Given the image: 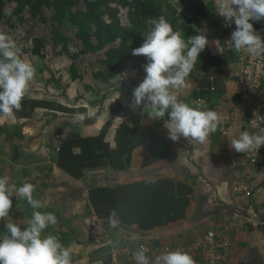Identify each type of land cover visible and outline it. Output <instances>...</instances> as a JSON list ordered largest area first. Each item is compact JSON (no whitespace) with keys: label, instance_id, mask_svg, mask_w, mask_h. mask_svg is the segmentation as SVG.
Listing matches in <instances>:
<instances>
[{"label":"crops","instance_id":"1","mask_svg":"<svg viewBox=\"0 0 264 264\" xmlns=\"http://www.w3.org/2000/svg\"><path fill=\"white\" fill-rule=\"evenodd\" d=\"M195 1L197 5L193 7L195 3L189 0H178L180 6L183 8L187 6L182 12L177 10L187 20V30L182 34L187 39L204 31L209 43L200 53L188 78L189 87L182 89L179 97L189 104L203 100L208 109L222 115L228 114L240 99L232 74L241 68L245 52L237 54L232 50L231 45L226 43L231 39L236 26L234 22L226 25L224 18L215 14L216 0ZM188 20H193L195 25ZM250 22L253 23L256 32L264 35V20ZM41 53V57L47 61L48 69L35 67L39 78L35 76L31 82L30 93L25 98L54 101L56 104L76 110L69 114L34 107L21 118L13 119L19 125L12 130H21L17 132L21 137L18 139L13 137L9 140L11 142L7 143L20 148L25 146L32 154L36 149L43 150L45 155L50 154L54 175L45 179V182L50 183L48 186L51 187L50 198H52L43 204L44 207L40 211L52 212L59 216L60 206L52 209L47 207L52 201L55 202L57 195L60 196L58 199H64L61 203L65 204L66 208L60 209H67L68 219L60 231L67 239L78 225L91 224L95 227L93 236H101L103 239L101 244L107 245L101 248L108 251L107 263L115 264L117 259L111 256L110 251L114 250L117 244H112V241H118L120 246L143 244L185 247L207 230L237 220L243 223V228L232 235L229 256L225 264H264V153L259 167L252 169L247 164L244 153H238L230 147L232 139L238 138L242 131H247L244 115L231 124L222 121V131L218 130L211 134L208 141L203 144L187 141L184 138L172 141L164 127V121L151 119L147 106L144 109L137 108L135 111L130 107L133 89L146 75L141 67L142 64L147 63L146 58L141 60L142 64L135 60L121 74L108 79L106 83L95 79L92 75V80L90 79L92 83L88 89L93 93L84 95L80 89L81 85H77L76 90L73 89L76 79L72 83L68 81V83L64 82L65 85L61 84L59 78H56L57 74L51 69V61L47 54L45 51ZM124 73H127L125 79L122 75ZM50 76L53 78L51 79ZM48 77L50 81L45 83L44 80ZM58 87L61 88V93H58L61 96L56 95L59 91ZM75 96L76 98L73 99ZM113 101H117L120 105L116 110L118 116L113 114ZM122 108L127 109V114H120ZM256 109L264 113V91L257 101ZM76 112L94 117L84 124L85 126L80 125L73 122V114ZM4 119L0 116V123ZM105 123L108 125V131L104 141L112 150L116 147L115 137L120 124L134 128L155 123L157 127H154V131L161 143L157 146L152 141H146L135 148L126 171L115 172L99 167L86 171L83 178L76 180L55 165L56 148L62 140L72 134L80 137L94 136ZM0 130H4V126H1ZM164 146L167 150L165 158L158 159L146 167L142 166L144 160L148 159L153 151L160 156ZM246 174H250V179H245ZM134 182L154 184L160 192V196L155 197V200H158L157 205L144 210L140 220L153 213L163 215L162 222L151 226L147 224L149 228L145 229L137 227L136 224L130 226L120 224L118 229L107 228L110 225L109 219H98L89 207V189L97 185L112 186ZM239 183L247 184L251 193L249 197L246 198L243 193L235 190V186ZM249 203L254 207L253 213L247 211ZM85 211L90 213L89 217H84ZM70 215L75 217L69 218ZM142 222L144 223L143 219ZM109 235L114 237L110 238ZM97 249L94 251L96 254L92 255L94 259L97 258ZM120 258L118 264H135L134 260L123 256Z\"/></svg>","mask_w":264,"mask_h":264},{"label":"clouds","instance_id":"2","mask_svg":"<svg viewBox=\"0 0 264 264\" xmlns=\"http://www.w3.org/2000/svg\"><path fill=\"white\" fill-rule=\"evenodd\" d=\"M215 14L224 18L226 25L235 24L231 39L226 42L240 54L251 57L264 56V38L256 32L250 21L264 20V0H216ZM151 27L144 33L141 46L132 49V55L144 56L146 73L142 82L133 89L130 107L150 110L153 120H163L172 141L181 138L205 143L211 134L222 131V117L208 109L203 100L192 104L180 99L182 89L189 87L188 78L199 55L208 45V37L201 31L185 39L174 30L164 16L149 21ZM35 67L25 60L22 50L7 33L0 31V116L9 120L22 109V101L30 93L35 78ZM124 79L127 73L122 74ZM167 117V119H165ZM87 114H73L74 123H84ZM264 146V128L257 133L242 131L232 139L230 147L238 153L258 152ZM35 185L25 182L17 186L9 176H0V221L4 222L6 234L0 236V264H72L68 248L54 234L45 235L50 225L57 223L52 212H42V201L34 196ZM13 197L26 201L33 209L23 225L7 218L13 208ZM110 227L118 229L120 220L116 210L109 215ZM145 245L132 251L135 264H195L187 252L168 250L150 257Z\"/></svg>","mask_w":264,"mask_h":264},{"label":"trees","instance_id":"3","mask_svg":"<svg viewBox=\"0 0 264 264\" xmlns=\"http://www.w3.org/2000/svg\"><path fill=\"white\" fill-rule=\"evenodd\" d=\"M3 3L12 4L14 6L13 14L16 15L26 8L35 13L39 5L51 7L54 11L52 18L59 26H62V21L67 20L75 28V38L86 45H92L89 53L103 52L102 61L99 62L102 69L93 73V77L101 82L121 74L136 60L137 56L132 55V49L141 46L144 42L143 34L151 27L149 24L151 19L164 16L174 30L181 33L187 30V20L182 17V14L173 9L166 11L161 4L150 0H0V19ZM195 5L197 4L195 3L193 7ZM121 10H125V25L120 20ZM198 10H200L199 7ZM188 21L195 25L193 20ZM92 26L94 28L91 31ZM60 40L61 37L57 35L53 38L54 43ZM30 43L29 53L41 56V52L44 51V40L33 38ZM111 44H116V46L106 50L105 47ZM69 72L74 73L73 62ZM50 78L53 77L50 76ZM50 78L45 79V83H48ZM75 78L73 76V79ZM112 104L113 114L117 115L116 110L120 105L117 101H113ZM34 107H43L69 114L76 110L56 104L54 101L24 98L22 109L15 113V118H21L26 112L32 111ZM126 110L122 108L120 114H127ZM154 127H157L155 123L134 128L120 124L115 137L116 147L113 150L104 141L108 131L106 123L94 136L80 137L72 134L62 140L57 147L55 165L76 180L83 178L86 171L99 167L115 172L126 171L130 166L131 153L135 148L146 141H152L157 146L161 143ZM166 156L167 150L164 146L160 156L156 154V151H153L149 158L144 160L142 166L146 167ZM158 195L160 196V192L154 184L134 182L112 186L97 185L89 189L88 200L90 209L98 219H108L110 213L116 210L120 224L126 226L136 224L137 227L145 229L149 228L147 224L150 226L159 224L164 218L161 214L154 215L152 213L150 216L142 217L144 223L142 219L140 220L144 210L157 205L158 200H155V197ZM5 234L4 222L0 221V236ZM107 262L108 260H105L103 264H109Z\"/></svg>","mask_w":264,"mask_h":264},{"label":"rangeland","instance_id":"4","mask_svg":"<svg viewBox=\"0 0 264 264\" xmlns=\"http://www.w3.org/2000/svg\"><path fill=\"white\" fill-rule=\"evenodd\" d=\"M150 1L161 4L163 9L166 11L167 9H173L182 12V9L184 10L187 8V6H185V8L180 6L178 0ZM189 1L193 4L196 2L195 0ZM13 8L14 6L12 4L3 3V7L1 8L2 16L0 19V31L7 33L15 40L17 45L22 50L23 58H26V60L36 67V69L40 67L44 69L47 67V61H44L43 57H41L42 55L33 56L29 53V49L31 47L30 41L33 38L43 39L45 42L44 51L47 54L48 59L51 61V69L55 74H57L56 78H59L61 84L63 83L65 85L64 82L68 83V81L72 83L76 79L77 82H75L73 87L74 90H76L77 85H81L80 89L84 92V95L92 94L93 91L88 89L91 86L90 83H92L91 76L93 73L99 72L102 69L99 62L102 61L103 52L95 54L89 53L92 45H86L79 39H76L74 36L75 28L67 20L62 21V26H59V24L52 18L54 11L51 7L39 5L38 10L35 13L30 12V9L26 8L17 15L13 14ZM120 20L123 25L126 24L125 10L120 11ZM93 28L94 26L91 27V31ZM55 35L61 37V40L57 43L53 42ZM114 46H116V44L107 45L105 48L107 50L109 47ZM93 48H95V46H93ZM87 53H89V55H87ZM141 57L142 56H137L135 59L138 63L142 64L141 60H144L145 57ZM139 58L141 59L139 60ZM72 62L74 64V73L69 72V66ZM141 67H143V64ZM35 76L36 78H39L38 74H35ZM73 76L76 78L73 79ZM118 89L119 87H117V90ZM58 93H61L60 89L56 92V95L61 96ZM84 95L81 94V96ZM74 98H76V96L73 97V99ZM88 117L90 118L86 119L82 125L90 122L94 116L91 117L88 115L87 118ZM4 118L3 122L0 123V127L4 126V130H0V176H9L11 181L17 186H20L25 182L34 184L36 188L34 196L40 199L43 204L45 202H49L52 198H50L52 190H50L51 187L48 186L50 183L46 184L45 179L54 175L51 167L52 159L50 154L48 153V155H45V152L40 149H36V151L32 154V152L25 146L20 148L16 145L11 146L7 143L11 142L9 140L13 137H16L17 139L20 138L21 134H17V132H20L21 130H12V128L19 124L13 119L9 120L6 117ZM12 131L13 133H11ZM22 141H24V139H22ZM56 198L55 202L50 201V206L47 208L52 209L56 206L66 208V205L61 203L64 199H58L60 198L59 195H57ZM12 199L13 208L11 209L8 218H10L13 222L21 223V229L23 230L25 227L23 224L30 218L31 211H33V209L26 201L17 200L15 197ZM60 208V217L55 214L57 223L55 225H50L49 228L45 230V235L54 234L59 237L61 243L68 248L71 253L72 264H103L109 255L108 251L106 252V250L101 248L107 245L101 244L103 242L101 236H93V229L95 227L86 223L80 226L78 225L77 228H80V230L78 231L76 228L75 231L77 232H72L70 234L71 237L67 239L66 236L62 234V231H60L68 219L66 217L67 209L61 210ZM89 216L90 213L85 211L84 217L86 218ZM73 217L75 216L70 215L69 218ZM80 218L83 219L82 216H80ZM107 228L110 229V225ZM109 237L112 238L114 236L109 235ZM117 242L118 241H112V244H117L115 249L130 246L128 244L120 246V243ZM96 249L98 250L97 258L94 259L92 255L96 254L94 252ZM102 252H104V255H102ZM114 259H117L115 264H118L121 258L114 257Z\"/></svg>","mask_w":264,"mask_h":264},{"label":"built area","instance_id":"5","mask_svg":"<svg viewBox=\"0 0 264 264\" xmlns=\"http://www.w3.org/2000/svg\"><path fill=\"white\" fill-rule=\"evenodd\" d=\"M261 37L264 38V35H261ZM232 79L234 80L240 99L228 114H220L222 121L231 124L238 117L244 115L247 131L257 133L260 129L264 128V113L256 109L257 101L264 91V56L251 57L245 52L242 66L232 74ZM213 89L211 88V90ZM225 133L224 131L223 134ZM263 153L264 146L258 152L244 153L243 156L250 168L257 169L263 158ZM246 178L247 180L250 179V174H246ZM235 190L243 193L246 198L251 195L245 183H239L235 186ZM247 211L250 213L254 212L252 204H247ZM242 228L243 223L235 220L226 223L222 227L207 230L203 235L198 236L185 247L168 245L145 246L150 249L148 253L150 257H154V255L163 251L180 250L189 253L194 258L195 264H225L229 256L232 235ZM141 245L143 244L124 246L111 250V256L113 258L123 256L133 260L132 251Z\"/></svg>","mask_w":264,"mask_h":264}]
</instances>
